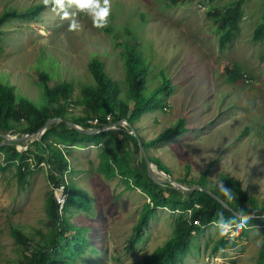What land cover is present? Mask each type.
I'll list each match as a JSON object with an SVG mask.
<instances>
[{"label": "rangeland", "instance_id": "1", "mask_svg": "<svg viewBox=\"0 0 264 264\" xmlns=\"http://www.w3.org/2000/svg\"><path fill=\"white\" fill-rule=\"evenodd\" d=\"M172 1L110 0L106 25L111 24L114 32L104 29L106 25L96 27L88 12L75 4L65 5L68 19L62 18L59 9L46 8L36 18L5 22L0 26V79L16 87L18 96L39 104L40 70L64 67L61 79L72 82L76 98L82 94L81 86L91 82L83 76L95 55L107 60L106 69L122 82L126 96L125 48L120 43L128 38L129 45H140L147 38V51L152 56L153 48V62L157 61L147 72L149 90L160 85L164 71L175 86L166 110L149 111L141 122L151 125L154 139L181 119L190 129L177 139L158 144L148 155L158 158L177 180L197 181L206 172L208 187L214 188L222 187L223 179L231 177L242 185L249 200L255 199L257 206L264 208V42L252 41L264 15V0H241L244 18L240 31L225 49H219L218 42L222 24L208 13L233 6L237 0H195L177 5ZM130 3L137 6L130 7ZM41 4L43 0H0V17L13 8L26 10ZM142 10L147 15L141 14ZM73 19L80 27L70 31ZM68 109L75 116L85 111L82 106ZM20 145L24 148L26 143ZM20 145L15 151L26 152ZM98 150L87 157L85 151L65 149L66 153L80 152L75 162L68 158L72 168L69 181L79 196L75 200H85L87 207L67 208L64 216L75 237L70 236L72 253L64 244L57 249L58 264H137L173 236L179 213L159 209L142 239L130 246L133 228L148 198L137 189H128L118 177L108 180L100 173ZM136 159V164L140 163V157ZM19 164L7 166L0 152V260L4 263L25 262L26 251L17 244L15 229H21L30 248L36 249L45 247L58 228L48 214L54 197L49 165L31 169L27 185L21 186ZM235 199L243 208L253 209L249 202L241 201L238 191ZM254 224L229 226L225 235L220 234L223 225L204 228L178 264H260L264 217H255ZM222 241L229 246L218 249Z\"/></svg>", "mask_w": 264, "mask_h": 264}, {"label": "trees", "instance_id": "2", "mask_svg": "<svg viewBox=\"0 0 264 264\" xmlns=\"http://www.w3.org/2000/svg\"><path fill=\"white\" fill-rule=\"evenodd\" d=\"M176 1L173 0L172 5L195 0ZM234 4L224 10L214 8L208 13L214 21H219L223 27V33L218 40L219 49L230 46L240 31L244 9L241 8V0H237ZM133 6L137 5L130 3V7ZM52 7V5L45 6L41 4L26 10L13 8V10L6 11L0 17V26L14 18H36L44 9ZM140 12L141 14L146 13L143 10ZM146 15L142 16L145 25L147 24ZM104 29L110 32L115 31L111 24L106 25ZM126 29L127 37H130L129 24H127ZM114 36L119 35L114 33ZM127 39L125 38L120 43L125 48L124 69L126 84L129 88L126 96L122 90V82L113 79L106 69L105 61L107 60L95 55L87 63V69L83 76L84 78L90 77L91 82L81 86L83 89L82 94L76 98L73 97L74 86L72 82L61 79L64 67L57 69L54 66L43 67L40 70L41 81L37 84L40 96L39 104H35L26 97L18 96L16 87L0 79V133L8 134L11 132L13 136L17 137L32 134L51 118H61L86 129L102 127L126 118L135 127V124L142 119L145 113L161 109L165 111L167 101L174 91L175 85L172 79L164 71L160 85L153 90H149L147 72L157 62H153L155 51L152 48V56L148 53L147 43H150V40L147 38H144L143 43L140 45L135 43L129 45ZM252 41L254 43L264 42V15L253 32ZM144 57L147 59L145 60ZM230 78L234 80L232 74ZM69 106H82L85 111L82 115L75 116L68 111ZM109 115L110 118H108ZM94 118H98L99 122L96 124L90 123L89 121ZM128 128L108 130L98 134H85L60 122L49 126L39 141L28 144L26 152L15 151L16 146L23 143L4 145L7 141L0 138V152L4 153V162L7 166L17 162L20 163L17 168V178L21 186L27 185L25 182L26 177L31 171L28 160H31L34 167L47 163L49 165V182L52 186H55L70 170L68 152L66 153L65 149L73 146L83 147L85 144L99 145L104 143L106 138L111 137L113 142L108 149L102 152L98 171L107 178L120 176L128 189H138L148 198V202L144 204L133 228L130 246L135 247L142 239L157 210L166 208L179 213L175 221L173 236L163 246L157 248L152 254L145 256L137 264H178L191 251L192 239L197 234L200 235L204 228L213 224L237 226L244 223L255 226L254 218H247L255 210L260 211L257 217H264V208H259L255 199L249 200L242 185L231 177L223 179L224 185L222 187L216 186L214 188L208 187L206 172L201 173L197 181L179 179L178 181L200 185L212 190L246 218L235 216L233 212L205 192L195 191L191 196H188L174 189L169 183L158 184L149 174L137 137L126 131ZM189 131L190 129L185 125V120L181 119L173 128L162 132L155 139L149 142L142 140L143 147L149 154L158 144L177 139ZM60 146H64L65 149H61ZM137 156L141 159L138 164H136ZM150 158L160 170L172 175V171L158 158L151 156ZM67 189L69 199L64 214L69 206L87 207L85 200L83 202L75 200L78 193L71 188L69 175ZM236 191L239 192L242 202H249L253 207L252 210L243 208V205L240 206L236 202ZM48 214L51 221L57 223L58 228L55 237L47 241L45 247L31 249L30 240L26 234L19 228L14 230L17 244L26 251L25 262L17 264H58L57 249L63 244L72 253L70 236L75 237L71 235L73 226L64 214L59 213L54 197L50 201ZM198 221L201 222V226L195 224ZM228 246V243L222 241L218 249H225ZM0 264L16 263H4L0 260ZM260 264H264V250L260 256Z\"/></svg>", "mask_w": 264, "mask_h": 264}, {"label": "water", "instance_id": "3", "mask_svg": "<svg viewBox=\"0 0 264 264\" xmlns=\"http://www.w3.org/2000/svg\"><path fill=\"white\" fill-rule=\"evenodd\" d=\"M60 122H63L66 125H68L69 127L73 128L79 132L85 133V134H98V133L108 131V130L120 129L121 128L120 126L122 124L126 123L127 126L129 127L128 129H126V131L134 134L137 137V139L139 141L140 151H141L142 156H143V158L147 164L149 174L158 184H163V183L158 182L156 180V178H155L156 174H159L165 178L164 183L171 184L174 189L182 192L185 195L191 196L195 191L205 192L206 194L211 195L213 198H215L217 201H219L225 208H227L228 210L233 212L235 214V216L246 218V217L242 216L239 212H237L234 208H232L228 202H226L225 200L221 199L218 195H216L212 190L206 189L200 185L180 182L177 179H175L173 177V175L160 170L158 168V166L151 160L150 156L147 154L145 148L143 147L142 139L140 138V135L136 131V128L126 118H123L122 120L110 123V124L102 126V127H98V128L93 127V128H87V129L83 128L80 125H76L72 122L63 120L61 118H51V119L47 120L45 122V124L40 129H38L36 132H34L32 134H25V135H22L18 138H13L8 134L0 133V138L5 139L7 141L4 145H8L11 143H17V144L26 143V145L28 146V144H31L35 141H39L40 137L45 133L46 129L49 126L60 123ZM259 213H260L259 210H255L249 216H247V218H255V217H257V215ZM263 214H264V211H263Z\"/></svg>", "mask_w": 264, "mask_h": 264}, {"label": "clouds", "instance_id": "4", "mask_svg": "<svg viewBox=\"0 0 264 264\" xmlns=\"http://www.w3.org/2000/svg\"><path fill=\"white\" fill-rule=\"evenodd\" d=\"M45 6L52 5V11L56 12L59 9L63 12L64 19L69 18V13L65 10V5L75 4L79 9L86 10L92 17L93 23L96 27H104L107 24V17L110 12V0H43ZM80 27L76 20H72L69 24V30L73 31ZM229 225L223 224L221 228V235H225L228 231Z\"/></svg>", "mask_w": 264, "mask_h": 264}, {"label": "crops", "instance_id": "5", "mask_svg": "<svg viewBox=\"0 0 264 264\" xmlns=\"http://www.w3.org/2000/svg\"><path fill=\"white\" fill-rule=\"evenodd\" d=\"M154 120H155V123H159L157 120H156V118H154ZM146 120H144L143 122H141V120L140 121H138L136 124H135V128H136V130L138 131V134L140 135V137L142 138V140L143 141H145V142H149V141H151V140H153L154 138V136H153V129H152V127H151V125L149 124V123H147V122H145ZM120 129H123V128H120ZM190 132V131H189ZM188 132V133H189ZM149 133V134H148ZM186 134V133H185ZM157 137V136H156ZM155 137V138H156ZM108 138H111V137H108ZM108 138H106V141L104 142V143H102V144H99L98 146H94V145H88L87 146V144H85V145H83V147H78V146H73V147H70L69 148V150H79V151H82V152H84L85 151V153L84 154H86V156L88 157L89 155H92V152H94L95 151V149H97L98 150V147L100 148V147H102V150H101V152H100V150H98V152H97V155L98 154H100L99 155V163H98V166H99V164H100V162H101V154H102V152L104 151V150H106V149H108L109 148V146L111 145V143L113 142V140H109ZM108 139V140H107ZM163 145V144H162ZM92 146V147H91ZM93 148V149H92ZM154 149H155V147L152 149V151H154ZM68 152V158H70V160L72 161V162H75L74 160V158L75 157H79V155H80V152H75V151H73V153L72 152H69V151H67ZM96 152V151H95ZM155 152V151H154ZM97 169H98V167H97ZM71 173H72V168H71ZM103 174V173H102ZM70 175V174H69ZM104 175V174H103ZM105 176V175H104ZM106 177V176H105ZM119 178V179H121L122 181H123V179L120 177V176H114V177H112V178H107L108 180H111V179H116V178ZM138 190V189H137ZM140 191V190H139Z\"/></svg>", "mask_w": 264, "mask_h": 264}, {"label": "built area", "instance_id": "6", "mask_svg": "<svg viewBox=\"0 0 264 264\" xmlns=\"http://www.w3.org/2000/svg\"><path fill=\"white\" fill-rule=\"evenodd\" d=\"M108 118H110V115L108 116ZM89 122L92 124H96L99 122V120H98V118H94V119L90 120ZM8 135L13 137L11 132H9ZM27 147H28L27 145H25L24 148L22 145L19 146V148L22 149L23 151H26ZM28 163L30 164L31 169H33L34 164L31 162V160H28ZM70 171H71V169L68 172H66L64 178L60 181L59 184L52 186L53 187V196L55 198L56 205L58 206V210H59V213L61 215L64 214V211H65L68 199H69V192H68L67 187H68V175L70 174ZM195 224L198 226H201V222H199V221L196 222ZM194 234L196 235V232ZM212 264H214V262H212Z\"/></svg>", "mask_w": 264, "mask_h": 264}, {"label": "bare ground", "instance_id": "7", "mask_svg": "<svg viewBox=\"0 0 264 264\" xmlns=\"http://www.w3.org/2000/svg\"><path fill=\"white\" fill-rule=\"evenodd\" d=\"M155 178L158 182L164 183L165 182V178L159 174L155 175Z\"/></svg>", "mask_w": 264, "mask_h": 264}]
</instances>
